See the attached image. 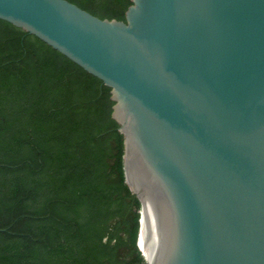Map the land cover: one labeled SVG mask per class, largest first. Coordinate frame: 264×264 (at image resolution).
I'll return each instance as SVG.
<instances>
[{
	"label": "water",
	"instance_id": "1",
	"mask_svg": "<svg viewBox=\"0 0 264 264\" xmlns=\"http://www.w3.org/2000/svg\"><path fill=\"white\" fill-rule=\"evenodd\" d=\"M131 1L125 21L69 0L0 19L111 88L148 264H264V0Z\"/></svg>",
	"mask_w": 264,
	"mask_h": 264
},
{
	"label": "trees",
	"instance_id": "2",
	"mask_svg": "<svg viewBox=\"0 0 264 264\" xmlns=\"http://www.w3.org/2000/svg\"><path fill=\"white\" fill-rule=\"evenodd\" d=\"M126 20L131 0H69ZM111 88L0 19V264H148Z\"/></svg>",
	"mask_w": 264,
	"mask_h": 264
},
{
	"label": "bare ground",
	"instance_id": "3",
	"mask_svg": "<svg viewBox=\"0 0 264 264\" xmlns=\"http://www.w3.org/2000/svg\"><path fill=\"white\" fill-rule=\"evenodd\" d=\"M144 225H145V220H144ZM142 232H144V230H143ZM142 238H143V234H142V236H141V240H142Z\"/></svg>",
	"mask_w": 264,
	"mask_h": 264
}]
</instances>
